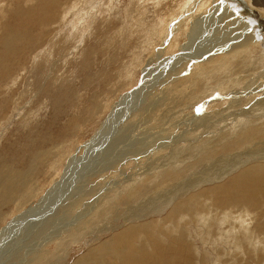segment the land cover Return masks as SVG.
Wrapping results in <instances>:
<instances>
[{
  "label": "rangeland",
  "instance_id": "rangeland-1",
  "mask_svg": "<svg viewBox=\"0 0 264 264\" xmlns=\"http://www.w3.org/2000/svg\"><path fill=\"white\" fill-rule=\"evenodd\" d=\"M34 1L36 0H0V41L7 32L6 30L13 27L15 20L19 18L15 14L16 8L29 10ZM82 1L77 0L76 3L79 5L82 4ZM108 1L110 3L107 6L108 11L104 10V14L102 12L100 14L99 11L86 29L74 30L68 22L66 25L69 24L70 29H66L63 22L60 23L57 19L59 13L57 10L56 19L52 23L37 29L36 44L27 47V44L24 43L29 29L27 26L25 37L24 34L19 35L21 40L14 42V44L20 45L18 46L20 48L18 55L13 54L10 48L6 50L9 54L7 63H10L9 67H12L8 68L4 78L0 79V97H2L0 98V119H2L0 120V171L3 166H11L18 170L26 168L30 163L27 161L32 158L31 150L34 153L42 154V151L47 149L48 153L44 152L45 163L36 165L37 171L35 170L30 176V184L28 183V186L30 185L29 193L31 194L32 191V195H34L38 192L37 197L29 200L32 196L29 195L27 202L21 206H15L14 203L9 204V202L0 205L1 217L4 216L0 218V264H33L34 259L38 264H75L82 255L84 264H127L124 263L122 252L117 246L111 245L109 248L103 243L121 233L129 225H138L139 228L138 243L133 242L134 246H141L147 241V229H149L150 233L148 234L151 238L155 237L161 240L164 245L170 244L173 249L183 243L182 251L187 255L189 264H264V204H262L264 201L246 203L237 207L234 205L241 204L232 201L220 205L219 208L216 206V198L220 197L213 191L218 192V189L222 187L220 185L230 183L234 176L240 172L235 170L229 174L228 171L222 176L214 177L215 175H211L212 172L200 171L199 177L204 178L205 182L196 181L190 185L196 173L190 171L189 165L195 162L192 158H185L168 166L173 170L178 169L183 172H171L170 170V172H161L167 170L166 164L180 159L190 145L196 144L199 140L208 139L212 136V131H217L215 127H210L207 123L203 124L204 121L201 117L205 116V119L208 120L216 110L220 113L225 108L221 114L231 110L230 107L224 105L219 107L216 104H211L204 110L205 102H212L216 98L217 94H212L203 100L198 101L197 99L196 104L191 105L190 108L183 107L182 110L170 112L174 109H166L172 104L168 101L171 100V97L176 99L170 89L177 86V83H180L185 77H194L196 75L195 67L201 62L210 57L221 56L223 52L226 53L229 49L228 43L231 44V47L237 44L235 41L233 42L236 37L232 38V33L235 30L241 32L243 31L241 29H244L245 33L239 34L240 43L250 45L249 41H242L246 39L247 35L255 36V28L252 29L254 34L246 31L247 27L252 26L254 19L250 20L245 17L244 10L239 13L231 12L234 13L232 16L234 21L231 19L234 23L231 26L235 30L228 34L226 33L228 30L225 29L228 26L225 20H222L223 23L221 22L220 26H216L218 28L212 26L214 24H212L213 21L211 22V16L216 14L215 19L219 20L220 15L222 18L226 11L223 9L213 11L215 4L210 0H208L210 4L205 5V7H209V10L203 6L198 10L195 3L200 0H189L190 3L186 5L190 7V10L193 7L195 11L193 13L188 12L189 9L186 5L179 7L186 0H164L165 2L161 0V3L158 0H153L158 1L156 3L159 4L156 7L157 12L152 9L153 6H156L152 0V2L138 0L139 10L137 11L144 15L143 18L141 16L139 18L140 27L141 25L144 27V32L150 29L151 24L158 23V20L155 19L157 15L159 18V9L162 6L164 11L166 10L162 13L163 17L166 19V15L169 14V17L167 16L169 20L166 19L167 27L171 26L169 23L174 16L176 20H181L186 14L189 16L184 18L187 19L184 26L176 30H179V34L175 44L164 46L162 44L163 35L162 39L160 36L152 37L149 42H147L149 37H138L140 33L138 34L136 12L134 15L132 11L130 13L133 15L132 23L123 20L125 5L129 0ZM146 3L148 4L146 5ZM151 6L152 8H149ZM169 10H174V13L180 12L178 15L177 12L174 14ZM181 12L183 13L180 14ZM154 13L155 18H151ZM231 13L227 15H232ZM84 17H86L85 14ZM127 19L130 18L127 17ZM124 23L126 25L129 23L131 28H127ZM106 24L110 25V28ZM187 24L188 26L185 27ZM204 24L207 25L203 27ZM114 25L116 26L113 27ZM259 26L261 29V23ZM42 27L44 28L42 29ZM132 27H135L134 30L137 32L131 31ZM42 30L45 34L42 33ZM51 31L53 32L51 33ZM125 36L126 42L129 40L128 45L124 43ZM39 38L44 44H40L37 51L41 53L36 56V45L41 42ZM27 40L31 41L30 38ZM220 40L223 42L221 43ZM151 41L153 44L150 43ZM149 43L153 47L147 46ZM59 45H64V48L61 51L62 54L57 56ZM44 50L50 52L47 64L44 62L45 56L42 54ZM88 50L91 51L90 54H88ZM202 51L204 52L202 53ZM250 51L252 60L257 63L261 58L258 51L253 49L252 45H250ZM0 56L4 57L2 54ZM199 58L200 60L203 58V60L199 62ZM11 59L13 60L11 61ZM52 62L54 64H51ZM197 63L199 64L196 65ZM261 65L264 67V61ZM221 71H223L221 68L215 71L212 78L217 77L216 75ZM207 73L209 72L203 74ZM198 76L208 80L201 74ZM243 88L241 86L239 90ZM229 93L231 92H226V94ZM123 94L130 95V97L125 98L126 96L123 97ZM157 98L161 101L158 102ZM229 100L226 101L229 102ZM118 104L123 107L116 113ZM166 112H169V116L174 115L171 118L167 117V121L163 120ZM159 114L163 115L159 116ZM73 116L77 117L74 126L78 130L76 131L78 134L70 132L64 139L66 140L65 145H67L63 149L67 150L66 156L62 162L59 161L52 166L48 160L55 161L57 153L47 148L46 142L49 139L53 141L48 137L60 131L64 123ZM158 117L160 120L162 118V121H159ZM109 119H112L110 123ZM224 122L226 124L221 127L229 124L227 120ZM232 124L220 131V133L226 134L222 141L224 144L237 139ZM137 125L139 126L136 129L138 135L131 138L134 140L138 138L137 154L122 153L123 145L126 142L121 143V140L131 133L133 126ZM102 130L106 133H102ZM146 130L147 132H145ZM102 134L105 137L101 141ZM217 136L210 147L217 142ZM58 140L52 142L51 147L55 146ZM114 140L115 142H113ZM90 141L92 142L88 145ZM144 144L148 149H152L148 150ZM237 151H240V148H233L225 156ZM58 165L61 166L59 171L57 170ZM55 170L58 172H53ZM214 174L219 175L220 172ZM54 175L55 177H53ZM185 181H188L189 184H185ZM178 187L182 188H180V192L176 193L177 196L174 199L171 196L160 200L161 203L158 201L157 195H162L166 191ZM133 188H138V202L135 197L128 201L129 207L124 206L123 202L127 200L126 197ZM35 190L37 191L35 192ZM61 193L62 195H60ZM153 195L154 198L149 200L150 204H145ZM197 205H202L204 210L206 209L204 213L206 219L192 210ZM125 209L127 213L123 214ZM142 210L145 214H142L144 213ZM46 212L47 214H43ZM201 212L203 211L201 210ZM35 213H37L36 218L33 217ZM47 216L54 217L50 222H47ZM14 219L16 220L13 221ZM162 227L167 228L168 232L161 230ZM145 228L147 229L145 230ZM15 237L16 239H14ZM5 238L6 240H4ZM123 241L130 242L129 236H125ZM186 242L189 244L190 251L185 248ZM147 263L150 264L149 262L145 264Z\"/></svg>",
  "mask_w": 264,
  "mask_h": 264
},
{
  "label": "bare ground",
  "instance_id": "bare-ground-1",
  "mask_svg": "<svg viewBox=\"0 0 264 264\" xmlns=\"http://www.w3.org/2000/svg\"><path fill=\"white\" fill-rule=\"evenodd\" d=\"M76 1L77 0H36L31 5V7L29 8V10H23V8H16L15 14L19 18L17 20H15L13 27H11L8 30H6L7 32L5 33V35L2 36V39L0 41V44H1L0 45V54L4 55L3 58H1V56H0V79H3L4 76H5V74H6V72H8V68H11L12 67V66L9 67L10 66V63H7V62H9L8 61L9 54H7L6 50H8L10 48L11 49V52H13V54L18 55V52H19V49H20V48H18V46H20V45H16V43L14 44V42H16V40H19L21 38L19 35L22 36L24 34V37H25V34H26L25 32L27 30V26H29V29H28V34H26L27 37H26L24 43H26L27 44V47H28V46H32V45H34V44L37 43V41H36V39H37L36 38V31H37V29L40 26L47 25V24L49 25L50 22L52 23V21L56 19V11L57 10H59V13L57 15V19L59 20L60 23L63 22V24L65 25L66 29L69 28L68 25L70 24L72 26V29H74V30L75 29L76 30H78V29L83 30V29H86V27H87V25L89 24L90 21H93L94 20V16H96V14H98L99 11H100V14H101V12L104 14V10L105 11H108L107 6L110 4V3H108L109 2L108 0H83L82 1V4H79V5H78V3H76ZM143 1L145 2L146 0H143ZM152 1L150 0V2H152ZM158 1H160V3H161L164 0H162V1L161 0H158ZM188 1L189 0H186L185 2H182L179 7H182L183 5H186L187 3H190ZM215 1L216 0H210V2H212L213 4H215V7H214V10L213 11H219V9H223V10L226 11V14L223 15L222 18H221V15H220V19L219 20H216L215 19V15H216L215 13H214L215 15H212L211 16V22L213 21L212 24H214L212 26L213 27L215 26V28H218L216 26H220L222 20H225L226 24L228 25L225 28V29L228 30L226 33L230 32V31L232 32V30H235V29H232V26H231V24L234 23V22L231 21L232 16H233L234 13H239L242 10L245 11V14H244L245 17L250 18V20L254 19V20H252V26L251 27H247L246 28V31H250L251 34H254V32L252 31V29L255 28V33H256L255 36H249V35H247L246 36V39H244L242 42H248L249 41L250 42V45H252L253 49H255L256 51H258V54L260 55L261 58H259V60L257 61V63L252 60V56H251L252 53L250 51V45H247L245 43H240L241 40H240L239 34L241 35V34L245 33V30L244 29H241V30H243L241 32H237V30H235L232 33L233 34L232 38L233 37H236V38L233 39V42L235 41L237 44H235L234 46L231 47V44L228 43L227 46L229 45V49L227 50L226 53L223 52L221 56L210 57L209 59L201 62L200 65H198L199 63H197L196 65H198V66L195 67V70L193 69L194 72H196V75H195L196 77L194 76V77L191 78V77L187 76V77H185L187 79H185L183 77L184 79L180 83H177V86H175L172 89H170L174 93V95L176 96V99L175 100H174V97H171V96H169V97H171L170 98L171 100H169V101L167 100L169 103H172V104L170 106H168L169 108L167 107L166 109H168V110L174 109L173 111L171 110L170 112H174V111L176 112L178 109H181L183 107L190 108L191 105H195L196 104L195 101L197 99H198V101H200V99L203 100L205 97L210 96L212 94H215V95L217 94L216 95V98L213 99L212 102H208V101L205 102V104H204L205 106H203V107H205L204 110H206V108L208 106H210L211 104H216L219 107H221L222 105H224V106L230 107L231 110L228 109L229 112H226V113H223V114H221V113L225 110V108L220 113H219L218 110H216V111L214 110L215 112L211 115V117L208 120L205 119V116L204 117H201L202 120L204 121L203 124L204 123H207L210 127H215L217 129V131H212L213 134L208 139L199 140L196 144L190 145L186 149V151L181 155L180 159H178V160L175 159L171 163L169 162L168 164H166L165 166L167 167L166 168L167 170H162L161 172H170V171L171 172H183L182 170H178V169L173 170V168L168 167V166H170L171 164L173 165V164L178 163L179 160H182V159H185V158H192V159L195 160V162L192 163L191 165H189L190 171L196 172L195 173V176L192 178V183H190V185H192L196 181L205 182V179L204 178L199 177L200 171H203V172H212V174H211L212 176L215 175L214 177H216V176L218 177V176H222L223 174H225L228 171H229L228 173L231 174V172H234L236 170L237 172H240V173H238L237 175H235L234 178L232 179V181L230 183L220 185V186H222L221 189H218V192H216V190H214L213 193L219 194V197H220V198H216V206H217V208H219V206L222 205V204L230 203L232 201L233 202L234 201L235 202H239V204H241V205H234V206L237 207V206H242L243 204H246V203H250L251 204V203H255L256 201H258V202L261 201V200L264 201V67L261 65V63L264 61V12H262V10L259 9V7L256 8L251 2H249L247 0H217V2H215ZM144 2L143 3L141 2V3L142 4H145ZM147 2H149V0H147ZM153 2H154L153 4L156 5V6H153V8L151 6L149 8H152L155 12H157L156 11V7H158L159 4H156L157 3L156 1H153ZM179 3H180V1H179ZM116 4H117V2H116ZM126 4H127V5H125L126 8L124 9L125 16H124V19L123 20H125L126 22H131L132 23V19H133L132 16L135 14V12L137 13V15H138V30H139L138 31V34L140 33V35L138 37H147V38L149 37L147 39V42H149L151 40L150 38H152V37H158V36L161 37L163 35V37L165 38V40H164L163 37H161V38L159 37V38L160 39L163 38V40H162L163 43L162 44H164V46L169 45L171 43L175 44L176 39L178 38V34H179V32H178L179 30L176 31L177 28H179V27L181 28L182 26H184L185 21H187V19H184V18H188L189 17L187 14L184 16V14H185L184 13L183 14L184 17H182L181 20L180 19L179 20H176V17L174 15H172L174 13L173 11L175 9L174 10H169V11H172L173 12L171 15L174 16L175 19L172 17L173 19L170 20L171 22L169 21L170 22L169 24L171 26L167 27L166 24H168V23H167V20L166 19H168L167 16L169 14L166 15V19L163 17L164 15L162 13H164L166 10L164 11L163 6H162L159 9V11H160L159 12L160 14L158 13L159 14V18H158V15H157L156 16V19H155V20H158V23L156 22L157 25H156V23L151 24L150 29H148L146 32H144L145 31L144 30V27H142V25L140 27V19H139L140 16L143 18L144 15L138 13V11H137V10H139L138 9L139 8L138 7L139 6L138 0H129L128 3H126ZM147 4L148 3H146V5ZM207 4H210L208 0H200L199 2L195 3V7L198 10H200L202 6L206 9V7L208 6ZM19 5H21V4H19ZM205 5H207V6L205 7ZM166 6H167V4H166ZM186 6H188V5H186ZM116 7H117V5H116ZM171 7H172V5H171ZM183 7H185V6H183ZM208 8L209 7H207V10H209ZM210 8H212V7H210ZM188 9H189L188 10L189 13L190 12L191 13L195 12L193 10V7L190 10V7L188 6ZM145 10H147V9L145 8ZM198 10H197V12L199 13ZM24 11H25V13H24ZM131 11L133 12L132 13L133 15L130 14ZM178 12H180V11H178ZM178 12L176 14H178ZM231 12H234V13L232 14ZM182 13L183 12H181L180 14H182ZM229 13H231L232 15H227ZM84 14L86 15V17H84ZM202 14H203V12H202ZM194 15H195V13L193 14V16ZM126 16L128 18H130V19L128 20ZM154 16H155V13L152 15L151 18H153ZM190 16L192 17V15H190ZM14 19H16V17ZM240 19H238V20H240ZM235 20H236V18H235ZM135 21H137V20H135ZM67 22L69 23L68 25H66ZM104 22H107V21L104 20ZM107 23L109 24V22H107ZM259 23H261V29H260ZM108 24H106V25H108ZM124 24H125V26H127V28L128 27L131 28L130 27L131 25H128L129 23L127 25H126V23H124ZM247 24H248V22H247ZM205 25H207V24H204L203 27H205ZM242 25H244V24H242ZM108 26L110 28V25H108ZM115 26L116 25H114L113 27H115ZM187 26H188V24L185 25V27H187ZM76 27H80V28H76ZM43 28L44 27H42V29ZM61 28H63V27H61ZM124 28H126V27H124ZM132 28H133V30L131 29V31H133V32L136 31V30H134L135 27H132ZM111 30H112V28L110 29V31ZM127 30H129V29H127ZM213 30H214V28H213ZM52 32L53 31H51V33ZM122 32H123V30H122ZM42 33H43V30H42ZM48 33L50 34L49 31H48ZM43 34H45V33H43ZM131 34H132V32H131ZM43 37H44V35H43ZM27 38H30L31 41H28ZM77 38H79V37H77ZM159 38H158V41H160ZM56 39H55V41H56ZM190 40H192V39H190ZM221 40H223V39H221ZM40 41H41V39H40ZM79 41H80V39H79ZM127 42H126V36H125L124 43H127ZM222 42L223 41H221V43ZM41 43H43V42L42 41L40 43L38 42V44L36 45L35 52L40 47V44ZM150 43H152V41ZM150 43L147 46H150L151 45V47H153L152 46L153 43L152 44H150ZM130 44H129V46H130ZM127 45H128V43H127ZM143 45H145V44H143ZM170 46H172V45H170ZM24 48H25V46H24ZM54 48H55V46H54ZM63 48H64V45H61L60 48L56 52L57 56H58V54H62L61 51H62ZM29 49H30V47H29ZM65 49H64V51H65ZM221 49H223V48H221ZM88 51H89L88 54H90L91 51L90 50H88ZM35 52H32V53H35ZM203 52L204 51H202V53ZM38 53H41V52L40 51H37L36 52V56H37ZM42 54H44V56H45L44 57V59H45L44 62L47 64V61L49 60V57H50L49 56L50 55V52L44 50L42 52ZM12 60L13 59H11V61ZM198 60L200 62L201 60H203V58H201V60L199 58ZM136 61H138V60H136ZM27 63H28V61H27ZM19 64H20V62H19ZM51 64H54V62H52ZM256 64H259V65H256ZM220 68L223 71H221L220 74H217L216 75L217 77L212 78V74L215 71H217L218 69H220ZM22 70H23V68H22ZM206 72H209V73L203 74V73H206ZM126 74H127V71L125 72V76H126ZM199 74H201L204 78H206L208 80L206 81L205 79H202V77H199L198 76ZM211 81H213L214 83L211 84L210 83ZM2 82H3V80H2ZM241 86H243L244 88L241 89V90H239V88ZM166 92H168V91H166ZM226 92H231V93L226 94ZM200 94H201V96H200ZM128 96L130 97V95L123 94V97H125V98H127ZM199 96H200V98H199ZM61 97H62V95H61ZM133 97H132V99H133ZM0 98H2V97H0ZM123 99H122V101H123ZM227 99H230L229 102L226 101ZM157 100H158V102L161 101L158 98H157ZM162 100H163V98H162ZM243 105H246V106L243 107L242 109H238V108H240ZM17 107H18V105H17ZM117 107L118 108H116V113L118 111L122 110L121 108L123 107V105L118 104ZM10 108H12V107H10ZM10 110H12V109H10ZM15 110H16V108H15ZM149 110H148V112H149ZM168 113L169 112H166L164 114L163 120H166L167 121L168 118H171V117L174 116V115L173 116H169ZM160 115L161 114H159V116ZM183 115H184V113H183ZM201 115H203V114H201ZM63 116H64V114H63ZM0 117H1V115H0ZM186 117H188V116H186ZM76 119H77V117H74V116L71 117V118H69L68 121H66V123H64L63 127L60 128L61 129L60 131H58L56 134L53 133L56 136L55 135H50L48 137V138H52L53 141H50V139H49V141L46 142V145L48 146L47 148L48 149H51L52 152H56L57 153V157H56V160L55 161H52L51 162V160H48V162L50 163V165L52 164V166H54V164H57L59 161L62 162V160H64V157L66 156V153H67V150H63L64 147L67 146V145H65L66 144V140H64V139H66V137L70 134V132L71 133L78 134V132H76L78 130H76V126H74V124L76 122ZM189 119H191V118H189ZM0 120H2V119H0ZM3 120H4V118H3ZM110 120H112V119H109V123L111 122ZM205 120H207V122H205ZM224 120L229 121V124L228 125H230V124H232L234 122L232 124V128L234 129V133L237 135V139H235L234 142L231 141V142L226 143V144H224L222 142L223 139L225 138L226 134L225 133H220V131L224 130V128L226 126H228V125H225V126L221 127V125L226 124L224 122ZM159 121H162V118H161V120L159 118ZM182 121H183V119H182ZM185 122H187V121H185ZM155 124H156V122H155ZM157 125H160V124H157ZM138 127H139L138 125L137 126H133L132 128L130 127L131 128V133H129L125 138H123L121 140V143H125L126 142L123 145L124 147H123V149L121 151L122 153L129 152V154L130 153L137 154L136 152H138V149L136 148V144L138 143V138L136 140L131 139V138L134 137L135 135L136 136L138 135V131L136 130ZM198 127H200V126H198ZM203 127L206 128L205 126H203ZM239 127H241V128L240 129H237ZM102 129L104 130V128H102ZM146 129L148 130V128H146ZM183 129H184V127H183ZM147 130L145 132H147ZM150 130H152V129H150ZM102 133L105 134L106 132L103 131ZM108 133L110 134V132H108ZM100 134H101V132H100ZM104 134H102V137L100 138L101 141H102L103 137H105ZM206 134H209V133H206ZM216 135H218L217 136V142L212 147H210V145L212 144V142L216 139V137H215ZM148 136H150V135H148ZM228 136H231V135L228 134ZM113 138H114V136H113ZM116 138H118V137H116ZM57 139H59L58 140V143L55 146L51 147L52 142L57 141ZM110 140H111V138H110ZM91 142L92 141L88 142L89 143L88 145H90ZM113 142H115V140ZM232 142H233V144H232ZM39 145H40V143H39ZM43 145H45V144H43ZM107 145H109V144H107ZM107 145L104 147L105 149H106ZM116 145H118V144H116ZM34 146H36V145H34ZM144 146H146V145L144 144ZM150 146H151V143H150ZM150 146H149V148H150ZM89 147L90 146H88V148ZM120 147L122 148V146H120ZM216 147H217V149H216ZM129 148H130V150H129ZM146 148H147V146H146ZM233 148H240V151L233 152V153H229L228 156H225V154H227L228 151L231 150V149H233ZM150 149H152V148H150ZM150 149H148V150H150ZM176 151H178V150H176ZM31 152H32V156L30 154L29 155L32 158H31V160L27 161V162H30V163L27 164L28 166L26 165L27 166L26 168H23L22 170H18V169H13L11 166H3V167H1L2 170L0 171V205L6 204V203L9 202V204H11V203L13 204L14 203L15 206H18V205L21 206L22 204H24L25 202H27V198L29 197V195L30 196L32 195V193H33L32 191H31V194L29 193L30 185L28 186V183L30 182L29 180L31 179L30 176L36 170V168L38 166V163H45L44 161H45L46 158L44 157V152L45 153H48V152H47V149L43 150L42 151L43 152L42 154H39L38 152L34 153L32 150H31ZM239 152H241V153L238 154ZM27 159H28V157H27ZM42 165H44V164H42ZM59 165H58V167H59ZM58 167H57V170L59 171L60 168H61V166L59 168ZM8 170H11L12 172H6ZM57 170H55L53 172H58ZM215 172H220V174L219 175L214 174ZM8 176H10V177H8ZM202 176H205V175H202ZM53 177H55V175ZM179 178H181V177H179ZM51 181H52V179H51ZM185 182H186L185 184H189V183H187L188 181H185ZM180 188H182V187H180ZM180 188L179 187L177 189H173L172 188L171 190L166 191L164 194L157 195L156 197L158 198V201L159 202H160V200H162L164 198H169L171 196H172V199H174V197L177 196L176 193L180 192V190H181ZM34 189H36V188H34ZM36 191L37 190H35V192ZM38 194H39L38 192L35 193L34 195H32L30 197L29 200L37 197ZM60 195H62V193ZM135 197H136L137 202H138V188L137 189L136 188H133L130 191V194L126 197L127 200H125L123 202V205L124 206L126 205V206L129 207L130 204H128V201L131 200V199H133V198H135ZM55 198L57 199L58 197H55ZM152 198H154V195L151 196L147 200V202L145 204H148L149 203V200H151ZM56 199H55V201H56ZM136 203H134V204L136 205ZM262 204H264V203H262ZM114 205H116V204H114ZM3 207H4V205H3ZM244 207H246V206H244ZM1 208H2V206H1ZM120 208H121V206H120ZM192 210H194L195 213H197L198 215H200L201 217H203L204 219H206L205 214H204L206 212L205 211L206 209L204 210V208H203L202 205H197ZM201 210L203 212H201ZM126 213L127 212H126V209H125L123 214H126ZM43 214H47V212L46 213H43ZM142 214H145V212L142 213ZM1 215H2V212L0 210V218H3L4 216L1 217ZM24 216H25V214H24ZM36 216H37V213H35V215H33V217H35V218H36ZM53 217L54 216H52V218ZM52 218H49L48 217L47 222H50L52 220ZM207 219H208V216H207ZM15 220L16 219H14L13 221H15ZM143 226H145V225H143ZM11 227H14V226H11ZM12 229H14V228H12ZM138 229H139L138 228V225H129L127 228L123 229L121 231V233H119V234L111 237L107 241H105L103 243V245H106L109 248L111 247V245L117 246L121 250V252H122V258H123L124 263H127V264H145L146 262H149L150 264H189V260H188L187 255L182 251V247H184L183 246L184 245L183 243H181L180 246H178L175 249H173L170 244L169 245H164L161 242V240H159V239H157L155 237L151 238L150 237V234H148V233H150L149 232L150 230L147 229V228H145V230L146 229L148 230L147 231V241L143 245H141V246H134L132 244L133 242H137L138 243ZM14 230H16V229H14ZM161 230H164V231H167L168 232V229L167 228H163L162 227ZM68 234H70V233H68ZM7 235H6V237H7ZM125 236H129L130 242L123 241V238ZM14 239H16V237ZM4 240H6V238ZM188 245L189 244L186 242L185 248L190 251V247ZM12 246L14 248V245H12ZM7 249L10 250L9 248H7ZM34 260L32 261V262H34L33 264H38L37 260H35V261ZM39 262L41 263V259H40ZM75 264H84V262H83V255L80 256V258L76 261Z\"/></svg>",
  "mask_w": 264,
  "mask_h": 264
},
{
  "label": "water",
  "instance_id": "water-1",
  "mask_svg": "<svg viewBox=\"0 0 264 264\" xmlns=\"http://www.w3.org/2000/svg\"><path fill=\"white\" fill-rule=\"evenodd\" d=\"M251 2L256 8L259 7V9L264 12V0H247Z\"/></svg>",
  "mask_w": 264,
  "mask_h": 264
}]
</instances>
